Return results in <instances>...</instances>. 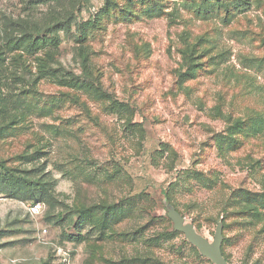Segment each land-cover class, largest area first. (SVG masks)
<instances>
[{"label":"rangeland","instance_id":"obj_1","mask_svg":"<svg viewBox=\"0 0 264 264\" xmlns=\"http://www.w3.org/2000/svg\"><path fill=\"white\" fill-rule=\"evenodd\" d=\"M61 16L0 32V264H264V0H0Z\"/></svg>","mask_w":264,"mask_h":264},{"label":"trees","instance_id":"obj_2","mask_svg":"<svg viewBox=\"0 0 264 264\" xmlns=\"http://www.w3.org/2000/svg\"><path fill=\"white\" fill-rule=\"evenodd\" d=\"M73 24V20L69 18L68 16L66 17H56L54 19H45L42 22H32L28 21L26 19H13L11 17H5L2 19L1 22V28L0 32L4 34V41L3 44L9 45L13 43H21L24 40H44L47 38L45 34H42L43 32H49L53 33L50 35V39L55 43H59V31L64 30V31H70L71 27ZM34 37V38H33ZM35 41V42H37ZM44 73H57V69H53L50 64H47L44 67ZM63 77H67L64 76ZM69 81L74 82V84H79V83H84L85 80H80V77H75L72 76L68 78ZM1 99V96H0ZM2 179L0 182V190L4 189L5 187H8L10 185V177L7 176L5 173L4 175L2 174ZM4 187H3V186ZM46 182H42L41 180H38L36 184H34V187L32 189H38L39 192H37V199L40 200H46L45 195L47 194V190L45 189ZM15 188L16 187L15 184ZM20 190H22L20 188ZM23 190L29 191V187H24ZM11 191V190H10ZM17 195V194H15ZM223 252V251H222ZM224 255V254H223ZM226 258V257H225Z\"/></svg>","mask_w":264,"mask_h":264},{"label":"water","instance_id":"obj_3","mask_svg":"<svg viewBox=\"0 0 264 264\" xmlns=\"http://www.w3.org/2000/svg\"><path fill=\"white\" fill-rule=\"evenodd\" d=\"M174 221V228L185 234L192 244L202 250L203 254L209 257L215 264H230L222 252L221 242V223L218 224L215 238L211 242L208 239L203 238L195 229L192 223H186L185 218L178 212H174L172 215Z\"/></svg>","mask_w":264,"mask_h":264},{"label":"built area","instance_id":"obj_4","mask_svg":"<svg viewBox=\"0 0 264 264\" xmlns=\"http://www.w3.org/2000/svg\"><path fill=\"white\" fill-rule=\"evenodd\" d=\"M35 207V206H34Z\"/></svg>","mask_w":264,"mask_h":264}]
</instances>
